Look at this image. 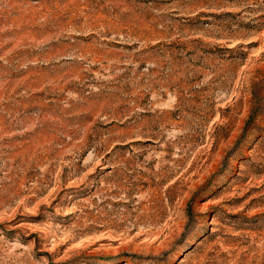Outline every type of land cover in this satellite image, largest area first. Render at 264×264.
Returning <instances> with one entry per match:
<instances>
[{"label":"rangeland","instance_id":"1","mask_svg":"<svg viewBox=\"0 0 264 264\" xmlns=\"http://www.w3.org/2000/svg\"><path fill=\"white\" fill-rule=\"evenodd\" d=\"M0 264H264V0H0Z\"/></svg>","mask_w":264,"mask_h":264}]
</instances>
